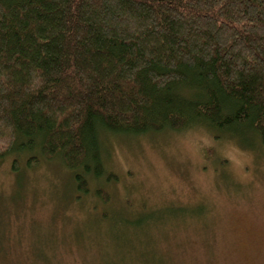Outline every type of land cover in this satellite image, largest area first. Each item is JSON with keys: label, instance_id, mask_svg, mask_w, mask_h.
I'll return each mask as SVG.
<instances>
[{"label": "trees", "instance_id": "obj_1", "mask_svg": "<svg viewBox=\"0 0 264 264\" xmlns=\"http://www.w3.org/2000/svg\"><path fill=\"white\" fill-rule=\"evenodd\" d=\"M194 126L264 145V0H0V157L107 202L101 134Z\"/></svg>", "mask_w": 264, "mask_h": 264}, {"label": "rangeland", "instance_id": "obj_2", "mask_svg": "<svg viewBox=\"0 0 264 264\" xmlns=\"http://www.w3.org/2000/svg\"><path fill=\"white\" fill-rule=\"evenodd\" d=\"M100 148L107 202L59 159L0 157V264H264V145L194 126Z\"/></svg>", "mask_w": 264, "mask_h": 264}]
</instances>
